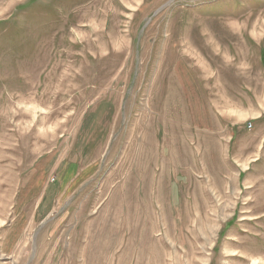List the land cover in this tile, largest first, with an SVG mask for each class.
<instances>
[{"label":"rangeland","instance_id":"374dc122","mask_svg":"<svg viewBox=\"0 0 264 264\" xmlns=\"http://www.w3.org/2000/svg\"><path fill=\"white\" fill-rule=\"evenodd\" d=\"M0 264H264V0H0Z\"/></svg>","mask_w":264,"mask_h":264}]
</instances>
